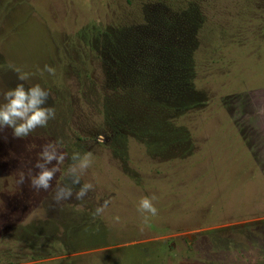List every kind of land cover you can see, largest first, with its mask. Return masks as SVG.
Segmentation results:
<instances>
[{"label": "rangeland", "instance_id": "374dc122", "mask_svg": "<svg viewBox=\"0 0 264 264\" xmlns=\"http://www.w3.org/2000/svg\"><path fill=\"white\" fill-rule=\"evenodd\" d=\"M17 83L46 89L56 115L23 139L0 131V264L264 261V0H0V99ZM49 140L90 153L82 200L29 187ZM185 179L200 196L176 211ZM141 197H155L146 224ZM105 202L111 243L88 248L77 211Z\"/></svg>", "mask_w": 264, "mask_h": 264}, {"label": "clouds", "instance_id": "9594fccd", "mask_svg": "<svg viewBox=\"0 0 264 264\" xmlns=\"http://www.w3.org/2000/svg\"><path fill=\"white\" fill-rule=\"evenodd\" d=\"M42 71L49 75L55 73V69L47 64ZM17 72L19 81L28 80L29 73H20L19 70ZM48 99L49 92L39 84L25 87L24 83H17L15 87L7 89L0 99V131L10 129L13 138L23 139L37 128H46L48 122L55 119L56 115L55 109L48 106ZM66 157L70 161L63 171L67 182L53 186V178L60 172L59 166L64 163ZM91 163L90 153L73 151L67 154L61 150L59 140H49L40 145V151L32 165L36 171L33 174L29 169L28 172V185L37 193L42 190L47 192L50 187L53 188L51 199L55 204L70 199L82 200L93 189L92 183L81 181V176ZM24 183L25 174L20 172L16 184ZM154 199L155 197H141L138 201L137 212L141 214L144 224L148 222L149 216L157 215V209L152 203ZM106 206L107 202L97 207L92 213L93 218L100 215ZM114 219L119 221V217Z\"/></svg>", "mask_w": 264, "mask_h": 264}, {"label": "trees", "instance_id": "16d2710c", "mask_svg": "<svg viewBox=\"0 0 264 264\" xmlns=\"http://www.w3.org/2000/svg\"><path fill=\"white\" fill-rule=\"evenodd\" d=\"M242 2L245 4V6H250V5H255V3L258 2V0H242ZM157 135H159V133H156ZM166 137L168 136H171V135H176L175 133H168V134H164ZM176 141V138H171L169 140H165V139H162V141H160V139H153V140H149V142L146 144V147H147V150L148 152L154 150H163L168 144H170L171 142H174ZM124 144L127 146V141H124ZM153 151V152H154ZM125 154V153H124ZM199 168H202V166H200ZM187 167H182L181 168V171L180 173H184V172H187L186 175H187V179H188V176H189V171H186ZM228 175V174H227ZM207 176L209 178H212L211 175H209V173H207ZM187 179L183 180V187H182V190L181 191H176L177 194H179V192H182L184 191L185 188H192L194 191H191V196L184 202V204L182 206H176L175 210L178 211V210H182L184 211L186 206H187V203L191 205V203H197V196L199 195L198 191H199V188L194 186L192 183H190L189 181L187 182ZM229 179V178H228ZM231 180V179H229ZM208 183V181L206 182ZM210 185L211 184H205V183H202L201 182V189L202 191L207 189L209 190L210 189ZM177 190H180V188H177ZM200 196V195H199ZM92 207H95L94 205ZM99 207V206H96V208ZM176 211H174V214H177ZM76 213V212H75ZM78 214H84L85 217H84V220L83 222L79 225V228H82L83 232L85 233V235L87 237H91V242L87 243L86 247L90 248V247H103V246H107L111 243V239H112V235L110 233V230H109V226L108 223L105 221V220H102V218H100V216L98 215L96 218H94L92 220V213H83L82 210L81 211H77ZM120 217V216H119ZM121 221H126V218H123V217H120ZM107 220V219H106ZM104 221V222H103ZM238 228H241V227H232L231 229H238ZM97 240L100 241V243H96ZM260 264H264V261L261 262Z\"/></svg>", "mask_w": 264, "mask_h": 264}]
</instances>
